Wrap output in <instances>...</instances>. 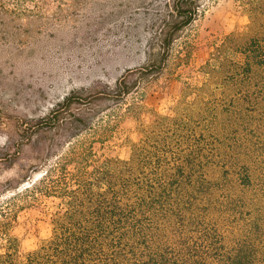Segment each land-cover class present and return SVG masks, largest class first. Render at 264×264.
Returning a JSON list of instances; mask_svg holds the SVG:
<instances>
[{
	"label": "trees",
	"instance_id": "1",
	"mask_svg": "<svg viewBox=\"0 0 264 264\" xmlns=\"http://www.w3.org/2000/svg\"><path fill=\"white\" fill-rule=\"evenodd\" d=\"M5 1L0 7L9 10ZM201 7V0H164L147 24L144 65L126 69L113 85L95 86L87 95L72 91L43 117L46 126L20 134L33 160L18 162V176L0 182V264H264V242L257 235L264 231V220L251 209L242 215L245 207L257 204L264 211V169L249 163L239 193L229 196L217 194V185L206 177L209 152L218 143L209 130L219 105L209 108L214 121L196 101H181L173 115L154 114L140 128L127 159L98 158L91 140L58 152V145L82 131L99 133L93 124L99 103L121 102L164 69L172 45ZM241 38L230 34L217 46L219 55L214 53L204 70L208 80L252 81L264 65L263 45L249 38L236 46ZM227 48L240 56H220ZM8 163L16 162L9 158ZM39 170L32 189L25 186L24 192L59 197L62 206L52 217L51 235L19 255L9 233L14 197L5 193L22 194L16 190Z\"/></svg>",
	"mask_w": 264,
	"mask_h": 264
},
{
	"label": "rangeland",
	"instance_id": "2",
	"mask_svg": "<svg viewBox=\"0 0 264 264\" xmlns=\"http://www.w3.org/2000/svg\"><path fill=\"white\" fill-rule=\"evenodd\" d=\"M163 2L5 1L4 7L9 10L0 7V182L18 176V162H32L27 141L21 140L20 134L46 126L43 117L67 94L77 90L87 95L95 86L100 90L105 84L113 85L126 69L146 63L147 24ZM201 3L199 15L172 45L164 69L121 102L99 103L93 115L99 133L82 131L71 142L58 145V152L91 140L98 158L127 159L140 128L148 125L154 114L173 115L184 100L196 101L205 108L210 121L215 115H210L209 108L219 105L221 110L215 116L214 129L209 130L218 142L217 148L209 152L205 166L207 179L218 187L214 189L217 194L239 193L238 182L249 163L253 169H264V65L256 70L251 82L241 84L229 77L208 80L204 73L213 54L219 55L217 46L230 34L242 35L236 46L253 38L263 45L264 52V0ZM233 49H225L220 56L225 53L226 59L238 58ZM9 158L16 163L9 165ZM40 174L41 170L32 172L16 190L22 193L19 196L14 191L5 193L14 197L9 233L19 255L51 235L52 217L62 206L59 197L24 192L25 186L32 189L31 182ZM247 209L264 220L261 205L245 207L244 211ZM249 212L242 215L246 217ZM257 235L264 242V231ZM1 245L3 249L6 242Z\"/></svg>",
	"mask_w": 264,
	"mask_h": 264
}]
</instances>
